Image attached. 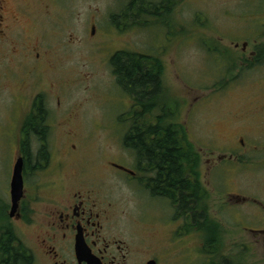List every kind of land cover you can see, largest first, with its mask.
I'll list each match as a JSON object with an SVG mask.
<instances>
[{
  "label": "rangeland",
  "instance_id": "1",
  "mask_svg": "<svg viewBox=\"0 0 264 264\" xmlns=\"http://www.w3.org/2000/svg\"><path fill=\"white\" fill-rule=\"evenodd\" d=\"M18 1L5 3L13 8ZM129 2L56 0L58 7H51L56 20L41 13L22 15L19 24L13 25V38L0 36V224L6 222L3 215L10 203L13 166L22 152L21 125L27 109L19 83L26 76L25 66L13 53L28 43L36 46L42 36L57 59L56 75L44 74L43 83L48 90L56 84L59 93L47 97L53 128L46 135V143L29 138L33 162L41 145H47L54 163L57 158L61 160L59 152L71 146L67 132L72 130L78 134L75 154L80 156V163L89 168L95 180L104 183L117 208L125 210L122 216L127 217L129 226L142 228L149 236L155 233L156 239L167 234L172 227L169 215L159 211L149 192L141 191L143 187L125 178L120 170L106 167L108 156L135 166L134 152L124 144L130 125L124 115L130 114L133 100L118 85L111 58L120 50L155 55L162 66L160 102H168L169 121L175 117L183 125L180 136L193 151L202 152L206 168L214 155L216 158L219 152H227L214 148L241 133L235 116H251L245 143L259 148L244 156L247 164H237L235 171L226 165V172L215 185L209 174L204 184L208 211L222 226V233L215 238L222 257L229 260L227 264H264L261 234L241 229L259 224L261 207L240 213L245 206L228 207L226 197L232 192L264 200V63L247 66L244 60L249 56L243 51L245 42L249 43L248 50H259L264 44V0H173L174 7L165 19L163 12L149 6L158 13L121 19L123 24L118 26L113 15L123 13ZM53 80L55 84L50 85ZM66 108L72 109V115L64 118ZM58 121L65 126L58 127ZM164 123L168 124V119ZM45 173L29 171L28 183H45ZM17 228L18 235L26 239L25 229L19 223ZM203 262L209 264L200 260Z\"/></svg>",
  "mask_w": 264,
  "mask_h": 264
},
{
  "label": "flooded vegetation",
  "instance_id": "2",
  "mask_svg": "<svg viewBox=\"0 0 264 264\" xmlns=\"http://www.w3.org/2000/svg\"><path fill=\"white\" fill-rule=\"evenodd\" d=\"M129 1L121 13L123 20L133 17L132 13L125 14L126 10L138 14L133 9L135 5L132 4V0ZM5 2L6 0H0V36L4 39L14 37L13 28L19 24L22 15L34 16L35 13H41L43 16L51 17L56 14L53 13L51 7H58L56 0H19L13 8L6 6ZM165 7L169 8L170 5L166 3ZM172 8L173 5L170 9ZM161 12H163L164 19L166 14H171L164 10ZM53 20H56V17ZM136 22L139 23V19ZM120 24L122 25L123 21ZM9 33H12L11 36ZM45 44V39L41 36L36 46L32 47V43H28L22 51L12 52L15 60L19 58V64L25 66L26 73V76L19 81L22 97L26 101L24 108H27L24 110L26 114L21 125L23 142L22 152L19 155L24 159L25 192L14 217L10 216L12 206L10 194V203L7 204L3 216L4 218L5 215L7 216L6 223L12 228L18 229L17 224L19 223V226L25 229L27 237L25 239L20 235V239L29 260L23 264H201L202 259L209 264H227L226 261L229 260L222 257V251L218 248L215 238L216 235L222 233V226L208 211L204 183L209 174L212 179L211 183L215 185L219 176L221 179L226 165H231L235 171L237 164L241 166L247 164L244 156L251 155L259 148L255 144L248 146L245 143V138L249 134L247 126L250 124L251 116L247 114L235 116L234 122L237 123L235 125L237 128L241 127L239 128L241 133L214 148L227 150V152H219L216 158L214 155L212 159H209L208 168L205 167L201 151L194 150V154L190 157V148L187 145L176 147L179 152L176 158L182 162L181 175L178 179L170 178L168 172L163 174L159 164L141 159L136 152H134L135 166L133 168L107 157L106 167L108 169L112 166L123 172L125 178L138 182L143 187L141 191H148L152 201L158 205L156 206L159 211L168 214L170 222L175 224L169 223L172 226L169 232L156 239L155 233L149 236L142 228L129 226L127 217L122 216L126 214L125 210L117 208V203L106 193L104 183L95 180L89 168L80 163V156L75 154L78 150V145L75 144L78 134L72 130L67 132V143L71 141V146L68 148L67 145L59 152L62 156L61 160L57 158L54 163L53 155L50 154L48 160L41 164H38L40 160L38 155L35 162H29L30 159L26 152L30 149L29 143L26 145V140L30 137H37L41 143H44V139H47L43 132L47 128V134H50L52 127L49 123L47 97L48 95L55 97L59 93L55 80L49 83L50 85L55 84L53 91L48 90L46 84L43 83L44 74L56 75L57 71L54 51L52 49V52L51 47ZM236 47H239V43ZM248 48L249 43L245 42L243 51L249 56L245 59V63L247 66L253 63L252 66H254L259 63L256 58L264 56V52L256 49L248 50ZM135 103L133 100V106L129 110L130 114L124 115L126 120L142 122L149 118L151 123L155 125L158 123L160 118L157 107H154L147 117L143 114L131 115ZM58 104L61 106V100ZM137 110L140 112L141 107H137ZM64 115V118L71 116L72 109L66 108ZM55 118L58 116L56 115ZM36 120L43 122L41 128L34 127L28 131L30 128H25V125ZM51 121H53L52 118ZM61 126L65 124L58 121V127ZM142 134L138 132V135ZM158 134L167 136V132L157 131L156 135ZM185 144H187L186 140ZM234 159L236 162L229 161ZM53 165L56 166L52 167ZM69 166H76L77 169H68ZM220 167L223 171L219 175ZM29 171H37V174L47 172L44 174V177H47L45 183L40 180L35 184H29L27 179ZM148 183L151 189L147 188ZM190 184L193 185L192 190ZM179 185L182 186V191L177 188ZM226 197L228 207L230 205H238L241 208L245 206L239 211L240 213L246 214L247 208L261 207L259 224L244 226L241 229L261 234L264 241V200L232 192H229ZM179 255L183 259H179ZM217 259H220L219 262ZM7 261L8 259H0V264H7ZM232 263L230 261V264Z\"/></svg>",
  "mask_w": 264,
  "mask_h": 264
},
{
  "label": "trees",
  "instance_id": "3",
  "mask_svg": "<svg viewBox=\"0 0 264 264\" xmlns=\"http://www.w3.org/2000/svg\"><path fill=\"white\" fill-rule=\"evenodd\" d=\"M166 3L170 5L169 8L165 7ZM132 4L135 5L133 9L138 13L133 12V17H139L144 12L153 14L155 10H164L166 13H171L173 8H170L172 5L174 7L173 0H132ZM149 6H154L156 9L154 10V8ZM121 18V13L114 14L113 22L115 21L114 23L119 26L121 25L119 24L121 23ZM258 51L264 52V44L259 46ZM157 60V56L155 55L128 50H120L111 58L112 69L118 85L136 102L131 110V115L143 114L147 117L152 113L154 107H157L159 111L160 120L156 125L151 123L149 118L142 120V122H129L130 125L124 137V144L133 152H136L137 155L139 154L141 159L147 160L149 163L159 164L158 166L163 171V174L168 172L170 178L178 179L181 175L182 162L176 158V155L179 153L176 147L187 145L190 148V157L194 154V151L191 145L185 144L184 138L179 134L183 125L181 126L179 122H176L175 117L172 121H169L171 111L168 102H166L167 104L160 102L164 87L161 76L162 66ZM256 61L259 63H256L254 66L261 64L264 61V56H258ZM252 65L253 63L250 64V66ZM137 107H141L140 112L137 110ZM167 115L168 117L166 118ZM164 118L168 119V124L164 123V120H166ZM42 124L43 122L39 120L31 121L25 125V128H30L28 129L30 131L34 127L41 128ZM157 131L167 132V136L156 135ZM138 132H142L143 134L138 135ZM43 133L47 135V128ZM26 141L27 145L29 138ZM44 141L46 143V139ZM26 153L30 159L29 162L33 161L30 151ZM50 154L51 152L48 151L47 145H41L37 154L40 159L38 160V164L47 161ZM147 188L151 189L150 183L147 184ZM177 188L180 191L183 189L180 185ZM190 188L192 190L193 185ZM5 219H7L6 215ZM26 252L16 229L12 228L11 225H6V222L0 224V259H8L7 264H23L29 260L25 255Z\"/></svg>",
  "mask_w": 264,
  "mask_h": 264
},
{
  "label": "water",
  "instance_id": "4",
  "mask_svg": "<svg viewBox=\"0 0 264 264\" xmlns=\"http://www.w3.org/2000/svg\"><path fill=\"white\" fill-rule=\"evenodd\" d=\"M94 33V30H93ZM24 159L23 157H19L13 168V174L10 183V194H11V201L12 206L10 208V216L14 217L19 209V203L21 199L24 197Z\"/></svg>",
  "mask_w": 264,
  "mask_h": 264
}]
</instances>
